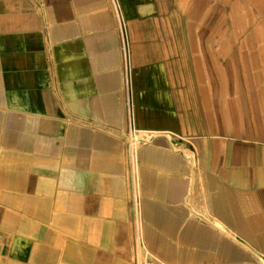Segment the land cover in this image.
Returning a JSON list of instances; mask_svg holds the SVG:
<instances>
[{"label": "crops", "instance_id": "1", "mask_svg": "<svg viewBox=\"0 0 264 264\" xmlns=\"http://www.w3.org/2000/svg\"><path fill=\"white\" fill-rule=\"evenodd\" d=\"M182 1L0 0V264H264V0L231 135Z\"/></svg>", "mask_w": 264, "mask_h": 264}, {"label": "rangeland", "instance_id": "2", "mask_svg": "<svg viewBox=\"0 0 264 264\" xmlns=\"http://www.w3.org/2000/svg\"><path fill=\"white\" fill-rule=\"evenodd\" d=\"M187 1H182V10L189 19L185 23V32L196 68L198 89L204 106L213 112L214 123H218L219 128L220 119L227 116L224 124L231 135L248 123V109L243 101L244 96L252 93L253 56L248 51L252 49L254 40L246 36L253 34L255 29L252 22L255 16L253 0H229L227 6L221 5L222 0H209L201 7L191 9V14L187 11ZM256 25L263 32V28ZM215 32H218V36L222 32L228 35L223 39V45L218 36L206 37V34ZM238 49L245 51V54L236 55L234 52ZM261 59L263 69L264 55H261ZM248 105L251 107L252 104Z\"/></svg>", "mask_w": 264, "mask_h": 264}, {"label": "built area", "instance_id": "3", "mask_svg": "<svg viewBox=\"0 0 264 264\" xmlns=\"http://www.w3.org/2000/svg\"><path fill=\"white\" fill-rule=\"evenodd\" d=\"M39 8H40V5H39ZM121 38H122V52H123L124 60L128 64V50L126 48V44H125L126 40H125L123 31L121 33ZM46 50L49 53L50 49H49L48 43L46 44ZM127 74H129V68H128ZM126 84L128 85V82ZM128 88H129V86H128ZM129 198H131V200L133 199V192H132L130 184H129ZM133 206H134V204H131V206H130L131 210H133V208H134ZM137 264H167V263H165L161 260H158L157 258H154L152 256H145L140 261H138Z\"/></svg>", "mask_w": 264, "mask_h": 264}]
</instances>
